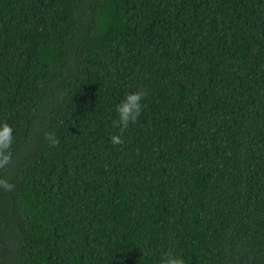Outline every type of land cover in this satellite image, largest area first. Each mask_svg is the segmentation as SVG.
<instances>
[{"label": "trees", "instance_id": "trees-1", "mask_svg": "<svg viewBox=\"0 0 264 264\" xmlns=\"http://www.w3.org/2000/svg\"><path fill=\"white\" fill-rule=\"evenodd\" d=\"M3 123L0 264H264V0H0Z\"/></svg>", "mask_w": 264, "mask_h": 264}, {"label": "clouds", "instance_id": "clouds-1", "mask_svg": "<svg viewBox=\"0 0 264 264\" xmlns=\"http://www.w3.org/2000/svg\"><path fill=\"white\" fill-rule=\"evenodd\" d=\"M147 95V91L143 88L134 92H127L120 103L116 105L115 111L118 118L116 126L120 128L121 134L112 135L110 137V142L112 144L122 145L124 143L122 139L123 131L126 130L130 124H135L137 122L144 109L143 101ZM46 139H48L52 145L59 143L54 133H46ZM13 141L12 128L7 123H3L2 127H0V168H4L11 163V147ZM0 186H3L8 191H11L13 188V185L6 180H0ZM160 264H185V261L181 256L169 252L161 258Z\"/></svg>", "mask_w": 264, "mask_h": 264}]
</instances>
